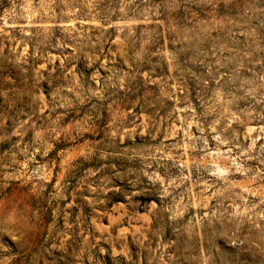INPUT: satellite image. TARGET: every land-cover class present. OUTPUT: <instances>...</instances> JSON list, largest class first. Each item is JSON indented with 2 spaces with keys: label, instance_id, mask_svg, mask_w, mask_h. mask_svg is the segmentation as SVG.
<instances>
[{
  "label": "rangeland",
  "instance_id": "374dc122",
  "mask_svg": "<svg viewBox=\"0 0 264 264\" xmlns=\"http://www.w3.org/2000/svg\"><path fill=\"white\" fill-rule=\"evenodd\" d=\"M0 264H264V0H0Z\"/></svg>",
  "mask_w": 264,
  "mask_h": 264
}]
</instances>
